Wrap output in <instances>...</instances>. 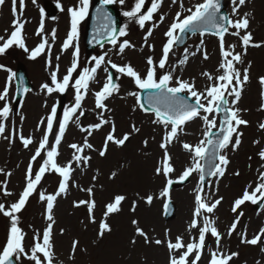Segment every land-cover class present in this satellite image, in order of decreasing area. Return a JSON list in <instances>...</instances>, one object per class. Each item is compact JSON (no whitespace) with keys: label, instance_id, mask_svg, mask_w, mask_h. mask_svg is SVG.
Masks as SVG:
<instances>
[{"label":"rangeland","instance_id":"obj_1","mask_svg":"<svg viewBox=\"0 0 264 264\" xmlns=\"http://www.w3.org/2000/svg\"><path fill=\"white\" fill-rule=\"evenodd\" d=\"M75 1L77 4L72 3L71 0H35V2H33V0H24L22 12H19L20 5L17 3L16 7L19 14L16 18L24 23L22 35L24 43L30 51L37 47V45L41 42V36L36 34L39 28L37 23L39 15L38 11H43V7L48 4L55 7H58L59 5V9L57 10L55 17L49 21L46 20L45 23H59L63 21L65 27L62 34L58 36L57 39L59 42H64L67 38L68 30V9L74 6H79L78 0ZM167 1L172 3V0ZM182 2L184 6L183 9L180 7V0H177L176 4L172 3V6L170 7L168 6L163 10L160 9L158 14L155 15V18H153V21L145 24L144 29H141L134 21H129L128 18H126L124 25L127 24V34L120 37L119 42L128 41L131 45H134V47L126 48L125 53L119 55L118 58H120L121 62L118 61V64L123 65L130 63L138 72L141 73V75H143L147 67L146 60L142 59L143 54L153 56L154 61L158 62L162 45L166 40L164 32L172 22L176 12L181 11L184 15H187V8L194 6L198 2H202V0H182ZM133 4L134 0H125L124 5L115 3V5L122 10V12L126 11L124 10L126 7L127 10H129ZM145 6L150 7L148 4ZM162 14L165 15V19L163 23H160L159 16ZM230 15L232 16V12H230ZM236 15H238V13ZM13 19L12 0H5V3L0 5V36L5 37V39L8 38L13 30ZM153 24H158L159 26L154 28L153 35L149 37L150 40L147 41V44L154 46V50L150 51L145 45L144 36ZM258 26L261 29V35L253 40V43H262L261 46L263 51H261V54H263L264 21L262 22V25ZM41 35L47 37L44 29ZM160 35H163V38L160 39ZM201 39H203V45L200 43ZM191 40L194 45H200L202 49L206 45L209 49L215 43L219 42L210 36H197ZM207 40L209 41L206 44ZM48 41L51 45V68L47 66V61L49 59L47 48L44 53L39 55L34 60L29 58L30 51L25 52L22 48L16 45H13L3 54H0V65H5L3 69H0V90L3 89L8 76L16 71L17 65H23L25 67L33 84V90L27 94L23 103H21L18 110L15 111V107L12 104L14 85L13 80L11 81L9 103L12 111L9 113L7 120L0 119V123H3L5 127V132L0 135V170H3L0 172V203L5 204L6 207L18 199L19 194L25 186V175L23 169L26 168V165L30 161L28 159H30L34 154L35 148L38 145L39 140L42 139L45 129V125H41L40 121L42 119L46 120V118L50 115L51 108L55 105L57 98V94L55 92L48 95L46 92L41 90L42 84L51 83L50 74L55 69V53L50 39H48ZM230 45H232V42L229 41L228 37L225 38V46L228 47ZM215 47L217 46L215 45ZM106 48L111 47L109 46ZM175 53L176 51L174 50L170 54L166 67L170 63V60L174 57ZM69 61L70 59L68 60V63ZM92 61L94 62L93 59ZM166 67L165 69H157V76L165 74V71L168 69V67ZM5 69H7V71H5ZM45 69H47V72ZM252 73L255 75L257 85H259V78L264 77V67L262 70ZM218 74L219 73L217 72L213 75ZM125 80H128V82L130 80V84H126L123 87L119 86V91L105 101L111 111L104 113V115L105 117H110L115 121L116 135L118 137L122 136L123 133L129 132L132 124L139 127L140 132L134 133L130 137V140L126 142L125 146L122 148H117L115 145L110 144L108 153L103 158L98 155L97 151H89L85 149V154L92 157L89 165L82 166L80 168L73 165L75 171L72 173V178L69 181L70 186L68 193L66 195L62 194L61 196H58L54 202L56 204L53 213L54 216L58 214L59 209L66 207L68 209H66V211H69L68 219L73 222L67 225L55 223L53 226V264H167L169 262V252L166 244H145L142 237L135 235L134 226L131 223L133 219H136L139 222V227L143 229L153 240L172 239L174 241L176 236H182L185 243H187L190 242L192 236H198L196 230H193L191 234L187 232L188 224L192 219V214L195 209V206H193L192 203L195 204V195L199 188V183H197V179L199 177L198 173H193L188 182L185 183L186 185L190 183V186H185V184L183 186V183L180 184L176 182L170 192L171 201L174 203H172L174 215H176V210L179 206L187 207L183 214L184 217L182 218L184 222L181 218L178 223L174 217L169 221L165 219L163 210L165 199L154 198L152 204L147 205L137 196L138 193L139 196L153 195L154 197H160L165 177L163 175L157 176L155 174V168L161 166L162 164L163 151L158 152L157 149L151 151L157 142V140L154 142L153 133H157V129L159 130L158 127L160 124L157 125L151 123L153 117L150 115L147 116H149L151 120L148 118V122H146L143 117V115L146 114L140 110L136 103V98L128 95L129 92L136 91L139 93L140 90L135 87L131 78L126 77ZM185 80L192 81L191 78ZM104 82L105 76H102V79H99V82L96 85H94L95 81L91 83L88 95L83 100L82 106L86 111L85 115L80 118V126L77 127L75 118H73V121L67 128V132L65 134V143L67 146L72 143H82L87 133H81L80 127H87L90 124L98 122L99 110L95 109L94 96L92 93L98 90ZM208 84L209 81L205 78L204 83L202 85L200 84L201 86H199V88L197 85L196 87L198 90L203 91ZM38 93L41 95L40 98L36 97V94ZM258 93L259 89L257 88L256 99L253 106L255 109L260 110ZM74 96V91H69L67 93L65 96L63 112L65 109L74 105ZM231 100L232 97H230L229 101L231 102ZM3 103L4 102H0V106H2ZM134 107H136L135 111H133ZM235 107L240 109L239 102L235 105ZM240 115L241 118L248 122L246 126L241 125L237 129L238 132L242 133V136L240 137L241 143L238 149L236 151H232V153L229 148L225 150L230 161L225 175L222 178H212L211 181H209V183L211 182L210 186L207 187L204 192L205 194L215 193L216 198L221 196L223 197V201L216 208L215 212L211 214L210 218L216 221L215 226L223 236V239L220 241L219 251H222L225 254L238 253L237 256H234L232 260L229 261V264H264V254L260 251V249L264 246V236L261 237L260 242L256 245L241 243L240 237V233L246 231L247 238L252 239L253 235L257 233V231L264 228L263 223L259 222V219V223L252 224L254 225L252 227H250L247 223L248 215L257 216L260 219L264 217V207L261 211L259 210L260 212L252 213L253 208L250 202H247L245 206H241V209H239L238 212L242 211L243 216L239 219L236 231L233 232L231 237L227 236L228 227L237 215L231 211L232 206H230V203L239 198L249 184H252L254 188L256 182H258L259 173L264 172V160H262L259 156V152L264 150V140H259L257 132L255 131V129L259 128L261 122H264V112L261 111L252 119L247 118L246 114L242 111L240 112ZM63 116L64 113L61 120L63 119ZM21 117H23V119H21ZM57 126L54 127L53 125V134L57 132ZM110 127V125H105L99 131H94L91 136H88L89 143H91L94 148L100 149L102 147L104 137L110 130ZM199 127L203 130L206 129V126L200 119L195 121L193 124L185 126V132L190 135L180 134L178 138H176L177 141L174 139L172 142L174 143L176 141L175 143L179 144V147L177 148V152L181 158V162L179 163H184L183 165L172 163L175 168V172L171 174L170 178L174 181H178V177L182 171L191 164V162L189 163L188 159L183 156L184 153H187L189 157L190 153L185 151L182 145L184 143H189L195 146L202 139H204V134H201L202 132L198 131ZM196 128L198 129L196 130ZM70 129L71 131L74 129L78 137L75 133L69 134L68 131ZM160 132L161 136H158L159 143H161V137L163 138L165 135L164 128L163 131L160 129ZM20 135H23L25 138L32 137L33 144L29 145L28 148H24L19 138ZM186 136L190 137V139L185 140L184 138ZM5 137L8 138L6 139ZM144 140H148L147 147L143 144ZM49 141L50 143L54 142L53 136H51ZM257 141L259 142L257 143ZM62 148H64L65 151L68 150L66 146ZM21 149L28 152L27 154H24V156L18 158L19 156L17 157L18 153L16 152ZM13 152H15V155L14 158H11L10 154L13 156ZM60 152L62 151L59 149V153ZM145 152L150 153L142 154ZM151 154L156 158L153 163L149 164L150 162L148 161L151 159L148 160V156L152 158ZM69 159L70 157H67L61 162L58 161V163H66ZM15 160H17V168H15V166L14 168L18 171V173H20L19 176L13 175V171L9 169V163ZM38 163H42L40 158H37V162L33 163V170H37ZM140 164L143 165L142 170L146 174L147 179H153L154 177L157 178V182L151 191L149 190V183L146 184L141 181L140 184L138 181L139 176L137 169H139ZM256 165H259V167H255ZM236 171H239V176L233 174ZM113 172L116 173V176L115 178H110ZM6 173H11V175L7 176L5 175ZM46 175L45 179L41 180L42 183H40L39 187H37L36 194L31 197L25 211L22 214H17L20 218L19 226L25 233L24 246L26 250H30V247L35 242L33 239L34 235L37 233L42 235V232L48 223L44 215L41 213L42 210H44V202L39 200L38 193L45 192L46 194H55L58 190L60 177L55 173H46ZM94 176L96 177L95 180H93ZM5 182L7 185V191L12 193V195H4L3 186ZM88 187L93 188L92 196H89L87 192L80 190L81 188ZM249 191H251V189H249ZM179 193L187 195L188 200H180ZM116 195L126 196V199L121 204L122 211L108 217L107 222L111 227V231L106 232L102 239L98 238V225L103 218L105 205L112 202ZM81 200H95L96 206L93 210V215L96 219L95 224L91 223L89 220L87 205L74 207V202ZM134 200L137 201V208L133 213L130 211V207ZM35 202L39 203L37 211L34 210ZM192 208L194 209L191 213ZM254 220L256 219L249 220V223ZM9 228V219L0 213V250H2L6 244ZM62 229L63 234H61ZM166 232L168 233L167 237L165 235ZM133 238L136 239L135 245L130 243ZM74 240L79 241V243L76 248L74 258L70 259L69 257L72 255V242ZM217 250L216 241L215 239H212L209 249L206 248L205 251L204 264L206 263L207 258L211 256V252ZM18 261L19 264H33V262L28 261L25 258H21Z\"/></svg>","mask_w":264,"mask_h":264},{"label":"snow or ice","instance_id":"obj_2","mask_svg":"<svg viewBox=\"0 0 264 264\" xmlns=\"http://www.w3.org/2000/svg\"><path fill=\"white\" fill-rule=\"evenodd\" d=\"M35 2V0H33ZM149 0H134L133 6L123 12V16L128 18L129 21H134L139 25L141 29L145 28V24L153 21L154 15L160 10L163 0H150V7L145 10V5ZM5 0H0V5H3ZM17 3H19V12H22L24 7V0H12V12L13 23L12 31L7 39L0 36V54H3L7 49L16 45L22 48L25 52L30 50L26 47L22 35L24 23L16 17L18 16ZM119 3L124 5L125 0H102V5H112ZM173 4L177 3V0H172ZM233 5L232 15H236L239 12V8L245 5L246 0H231ZM79 6H74L68 9L70 14V31L68 32L66 40L62 44L61 52L67 51L69 47H74V40L78 37V25L84 20L89 13L90 0H78ZM59 7V5H58ZM180 7L183 9V2L180 0ZM187 15L183 12H176L172 22L164 32L166 42L162 45V54L158 62L154 61L152 56L146 58V70L143 75L138 72L130 63L118 65L109 58L106 61L107 53L100 55L99 57H93L95 61L94 67L84 68L83 71L77 72L79 56V48L75 47L73 52V59L71 66L67 69L66 74L61 78L58 77L59 65L55 66L50 74L51 85L44 83L41 85V90L51 95L54 92L64 93L69 86L74 89V105L65 109L63 119L58 122V131L53 134V123L57 115V107L54 105L51 108L50 115L46 120L40 121L41 125H45V129L42 135V139L39 140L38 147H36L34 154L32 155L27 170L25 173V186L22 192L19 194L18 199L8 205L0 203V213L7 217L10 221V228L7 236V241L2 250H0V264H12L13 258L20 260L25 258L33 264H53V248L52 243V229L55 224V218L53 214L54 202L58 196L66 195L69 190V181L72 178V173L75 171L73 165L77 168L82 166H88L92 157L85 154V149L89 151H97L98 155L103 158L106 156L109 150V145L113 144L117 148L125 146L126 142L130 140V137L134 133H139L140 128L135 124L130 126V131L123 133L122 136L116 135L115 121L110 117H105L104 113L110 112L105 101H107L113 94L119 91V85L113 82L112 75L107 76L106 81L102 86L94 91L95 109L99 110L98 122L88 125L87 127H80V130L87 133L82 143L69 144V148L73 150L71 158L66 163H58L57 157L59 156V145L65 135L67 126L70 121L75 118V123L80 126V118L85 115V109L83 108V100L88 95L90 83L95 81L97 70L101 68L102 64H107L117 73L122 76H126L132 79L135 87L140 92H151L154 95H149L146 98L145 103L141 102V96L138 92L132 91L128 95L136 98V103L140 110L150 113L154 116L152 120L153 124H160L164 126L165 135L163 141L159 147L163 149V160L159 167L155 168V174L157 176L163 175L165 177V186L160 193V197H154L153 195L137 196L140 200H143L147 205H151L154 198H163L170 201V189L176 182L186 181L193 173L199 174V188L195 195V209L192 214L187 232L192 233L196 230L198 236H192L190 242L185 243L182 236H176L175 240L172 239H155L153 240L143 229L139 227V222L136 219L131 221L134 226L135 235L142 237L145 244H166L169 252V264H198L203 255V251L206 244V236L209 234L215 238L217 251L211 252V258L209 264H229L234 256L238 253L225 254L219 251L220 241L223 239L222 234L215 226L216 221L211 219L210 216L216 210V208L223 201V197L216 198L215 193L204 192L206 178L216 177L222 178L225 175L227 166L230 161L225 152L231 145L232 150L238 149L241 140L242 133L237 129L241 125H247V121L241 118V110L235 105L241 99L243 86L249 81V70L251 63L243 70L237 68L236 65H242L244 63L243 57L247 54V48L261 47L260 43H253L252 33L247 31L249 27V14L245 13L243 16L233 20L230 16L222 12L221 0H202V2L196 3L194 6L187 8ZM98 13L103 14V19L108 20L109 23L103 26V32L105 39L117 50L118 55H122L126 48L134 47L128 41L119 42V37L125 36L127 24L124 27L117 30L115 22L111 21L110 14L104 12L103 8L97 9ZM43 14V13H42ZM165 15L159 16V22L163 23ZM158 24H153L149 28L144 36L145 45L150 51L154 50V46L147 44L148 38L153 35V30L158 27ZM235 31L230 34L240 38L243 51L236 52V45H230L225 47V35L229 33V29ZM241 32L244 34L241 35ZM43 23H41L37 35L41 36V42L30 51L29 58L36 59L39 55L45 52L49 54L47 66L52 67L50 53L51 45L47 37L42 36ZM185 33L199 34L201 37L206 34H211L218 37L219 49L222 57V62L217 69L218 75H213L209 72H203L201 75L206 77L209 83L206 85L203 91L198 90L195 81L184 80L180 77H174L173 71L167 72L157 76V69H165L169 59V54L173 51L174 47L178 46ZM52 41H55V30L51 33ZM201 45H203V39H201ZM201 53L203 59L209 58L206 50L201 47H197L196 50L191 52L192 56ZM185 58L179 60V64L183 65L187 61L189 55L188 49H184ZM57 61L60 59L56 57ZM3 67V66H0ZM7 71V69H5ZM108 71L107 67L104 69ZM77 76L74 78L73 74ZM15 73L8 76L5 85L0 90V102H4L0 106V119L7 120L9 113L12 111L9 103V91L11 87V81L13 80ZM259 83L264 86V77L259 78ZM27 91V89H25ZM264 96V93H262ZM229 97H232L231 102ZM46 106V105H45ZM264 108V105H262ZM136 107L133 108V111ZM223 113V119L219 122V129L217 133H213L212 129L218 127L217 116ZM23 119V117H21ZM200 119L206 126L204 132V139H202L197 145H191L184 143L183 149L191 154L192 162L186 167L178 177V181L171 179V174L175 172V168L172 165V157L168 152V146L174 139L178 138V135L183 131L184 125L190 121ZM105 125H110V130L104 137L102 147L100 149L94 148L89 143L88 136H91L94 131H99ZM259 127L264 130V123H261ZM39 130V129H38ZM5 132L3 123H0V135ZM49 136H53L54 143H50ZM235 136V140H233ZM6 139L8 137H5ZM20 141L24 148H28L33 144V138H25L20 135ZM259 141H257L258 143ZM145 147L148 145V140H144ZM43 153V155H42ZM259 156L264 160V150L259 152ZM37 158L42 160V163H38L37 170H33V163L37 162ZM3 170H0L2 172ZM46 173H55L60 177L58 183V190L55 194H46L45 192H39V200L46 202L45 219L48 221L46 228L43 230L42 235L37 233L34 235V243L30 247V250H26L24 246L25 233L19 226L20 218L17 215L26 206L29 197H31L37 191V187ZM239 176V171L233 173ZM5 175L10 176L11 173ZM116 173L113 172L110 178H115ZM96 177H93L95 180ZM4 195H12L7 191L6 182L4 184ZM251 189V191H249ZM81 191H85L89 196L93 195V188H81ZM126 199L124 195H116L112 202L105 205V211L103 218L98 225V238H103L106 232L111 231V227L108 224V217L112 214L122 211L121 204ZM246 202H250L256 205L260 202H264V172H260L258 176V182H256L253 188L252 184H249L243 191L241 197L237 198L233 202L231 211L236 213V217L228 227L227 236L231 237L233 232L236 231L240 217L243 216V212L239 211L241 206ZM81 205H87V211L89 213V220L95 224L96 219L93 215L95 208V200H81L74 202V207H80ZM165 209L169 207V203L164 204ZM137 208V201H133L130 211L135 212ZM63 234V229L61 230ZM166 237L168 233L166 232ZM264 236V228H261L259 233L255 234L252 239H248L245 232L240 233L241 243L250 245H256L261 237ZM79 241L74 240L72 242L70 259L74 258L76 248ZM132 245L136 244V239H131ZM191 258V259H190Z\"/></svg>","mask_w":264,"mask_h":264},{"label":"bare ground","instance_id":"obj_3","mask_svg":"<svg viewBox=\"0 0 264 264\" xmlns=\"http://www.w3.org/2000/svg\"><path fill=\"white\" fill-rule=\"evenodd\" d=\"M248 1L250 3V6H247V7H249L248 11H250V12L253 11L255 13L253 15L252 21L257 23V24L262 23L264 21V0H248ZM241 8H245V7L241 6L240 9ZM56 34H58V32H55V35ZM49 38L52 41V36H50ZM194 50H196V49H188V52L191 53ZM258 51H260V50H258ZM258 51L251 50V51H249V53H247L243 57V60H244L243 65H245V67H248L249 63L253 64V66H255L259 69H261L264 66V56L261 53H259ZM148 56H151V55H146V54L142 55L143 59H145V60ZM208 56H209L208 60H205V59H203L202 54L198 52L197 55L187 58V61L185 64L180 65L179 60L185 58V54L181 53L178 56H175L174 60L172 61L171 65H170L169 71H173V69L175 68L174 73L178 74V77L179 76L182 77V75L183 76L188 75V76L192 77L197 82L198 85L200 83L203 84L205 81L204 80L205 77L202 76L201 74L203 72H209V73L213 74L216 72V70L218 68L219 56H218L217 51H215L213 48L212 51L210 53H208ZM250 89H251V91H255L254 83H252V85L250 86ZM250 94L252 97V93H250ZM246 99L248 100V98H246ZM258 137L264 138V132L260 133L258 135ZM159 145L160 144L158 142H156L155 146L151 149V151L156 150ZM147 153H150V152H145L142 154H147ZM24 154H26L25 150L19 151L17 157L19 156L18 158H20V157L24 156ZM151 156H152V154H151ZM173 156H174V159H176L178 157V154L176 152H174ZM155 158L156 157L152 156V158H151L150 156H148V160L151 159L148 161V162H150L149 164L153 163ZM142 168H143V165L140 164L139 169H137V173L139 176L138 181L140 184H141V181L145 182L146 184L149 183V190L151 191L157 182V178L154 177L153 179H150V178L147 179L146 174L144 173ZM13 173L16 176L20 175V173H18L16 170ZM16 176H15V178H16ZM179 199L180 200H188V197L185 194L179 193ZM186 209H187V207H184V206H179L177 208V210H176V221H177V223L180 220V218L182 219L184 217L183 214H184V211ZM58 217H59L60 223H62V221H65V223H70L72 221L70 219L65 218L63 211H60L58 213ZM155 220H156V218H155ZM256 221H257V219L255 221H253V223L254 224L258 223ZM183 222H184V220H183ZM262 253H264V247H263Z\"/></svg>","mask_w":264,"mask_h":264}]
</instances>
